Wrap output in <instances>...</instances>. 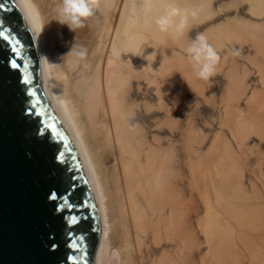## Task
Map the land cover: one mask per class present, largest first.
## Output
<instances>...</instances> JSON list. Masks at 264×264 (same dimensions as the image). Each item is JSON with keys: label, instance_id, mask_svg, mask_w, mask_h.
<instances>
[{"label": "bare ground", "instance_id": "bare-ground-1", "mask_svg": "<svg viewBox=\"0 0 264 264\" xmlns=\"http://www.w3.org/2000/svg\"><path fill=\"white\" fill-rule=\"evenodd\" d=\"M13 2L95 200L92 264H264V0H174L200 10L182 38L156 31L169 0H96L77 29L58 0Z\"/></svg>", "mask_w": 264, "mask_h": 264}, {"label": "water", "instance_id": "water-1", "mask_svg": "<svg viewBox=\"0 0 264 264\" xmlns=\"http://www.w3.org/2000/svg\"><path fill=\"white\" fill-rule=\"evenodd\" d=\"M100 232L30 32L13 0H0V264H92Z\"/></svg>", "mask_w": 264, "mask_h": 264}, {"label": "clouds", "instance_id": "clouds-1", "mask_svg": "<svg viewBox=\"0 0 264 264\" xmlns=\"http://www.w3.org/2000/svg\"><path fill=\"white\" fill-rule=\"evenodd\" d=\"M133 11L136 12V5L133 4ZM151 5L143 6L145 16ZM96 11V0H58L57 14L61 23L67 24L70 29L83 27L84 22L91 18ZM197 8L178 7L174 0H169L164 10L155 17L154 24L159 33H170L174 38H182L190 29L191 20L199 15ZM148 24L143 27H148ZM187 59L190 62L195 76L202 81H210L216 74L217 67L221 61V55L216 48L208 41L203 33H198L185 49ZM83 55V53L81 54ZM233 55H239L236 51Z\"/></svg>", "mask_w": 264, "mask_h": 264}]
</instances>
